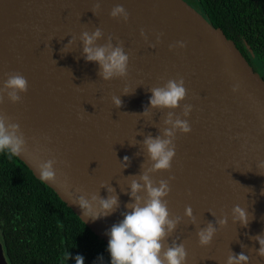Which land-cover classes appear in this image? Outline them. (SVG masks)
I'll use <instances>...</instances> for the list:
<instances>
[{"label": "water", "instance_id": "1", "mask_svg": "<svg viewBox=\"0 0 264 264\" xmlns=\"http://www.w3.org/2000/svg\"><path fill=\"white\" fill-rule=\"evenodd\" d=\"M96 2L0 0V86L7 79L4 74L13 71L22 73L29 85L21 102L6 98L0 104V111L25 134L28 156L18 157L108 244L107 232L129 211L128 177L139 175L141 163L147 161L140 142L148 134H160L168 111L179 114L184 104H191L190 115L182 118L192 130L177 132L171 170L152 174L157 181L175 176L165 199L170 213L183 219L167 243L185 245L186 264H226L230 251H243L248 264H264L255 251L259 243L249 238L264 233V175L258 174L264 169L257 167L264 161V68L259 57L244 40L252 64L240 45L189 0H100L94 14ZM117 4L130 14L127 22L110 17ZM96 27L104 32L98 44L109 34L114 45L123 42L129 55L126 78L104 81L97 75L99 65L84 59L80 34ZM142 28L147 41L140 35ZM158 33H163L159 43ZM73 37L75 42L62 48ZM177 41H185L186 47L170 50ZM179 77L187 89L181 107L140 114L150 107L149 88ZM235 84L239 88L233 92ZM125 86L130 94L123 95ZM112 95L121 96L122 107L114 106ZM53 155L67 161L55 167L58 177L67 174L71 187L39 178L35 164ZM125 156L131 160L128 167L122 166ZM101 182L107 185L101 187ZM108 186L115 189L119 207L95 221L83 217L73 199L84 195L90 200L93 194L107 198ZM92 203L99 208L98 202ZM237 204L249 213L246 228L232 222ZM186 206L192 207L195 225L184 216ZM222 214L228 215L227 226L209 246H200L198 228ZM0 264H10L1 241Z\"/></svg>", "mask_w": 264, "mask_h": 264}, {"label": "clouds", "instance_id": "2", "mask_svg": "<svg viewBox=\"0 0 264 264\" xmlns=\"http://www.w3.org/2000/svg\"><path fill=\"white\" fill-rule=\"evenodd\" d=\"M100 9V0L93 5L92 12L96 14ZM112 18H122L124 22L129 19L128 11L123 5H115L110 13ZM140 35L147 41L148 37L144 29L140 30ZM163 33L156 35V42H160ZM104 37V32L100 27L94 31H83L80 34V41L83 45L82 54L87 62H95L99 65L97 75L104 81L115 78H126L129 75V55L125 52L122 41L113 44V35L107 36V41L98 44L97 41ZM75 42V37L70 39L65 48ZM155 47V44L151 45ZM186 47L185 41H177L169 45V49ZM7 79L2 81L0 86V104L5 99L12 103L22 101L21 93H27L28 80L19 71H13L4 74ZM239 84L232 87L235 92ZM152 95L149 98L150 107H145L140 114L149 115V109H176L181 107L180 102L185 100L187 89L183 77L168 79L162 86H153L148 89ZM130 94L127 86L123 89V95ZM112 102L116 108L123 106L121 96L112 95ZM193 109V105L184 104L179 114L174 111H168L163 119V127L160 134L153 137L148 134L140 142L143 149L146 150L147 161L141 163L139 175L129 176L130 180V202L125 207L129 209L122 213L123 219L114 223L107 232L109 236L107 250L111 257V264H186L187 250L183 243L172 241L167 243V238L174 232L176 227L182 221L179 215H172L168 208V201L165 199L171 191L170 183L175 179L170 175L167 179L155 180L153 173L158 171H170L172 160L176 155L175 139L177 132H191V125L188 117ZM35 140V138H33ZM43 139L50 140L48 136ZM135 145V144H131ZM49 152L50 149H47ZM8 152L12 156H28L29 148L25 134L20 128L19 123L12 122V118L5 112L0 111V153ZM139 155V152L137 153ZM122 166L128 167L131 160L128 156L123 158ZM58 163L67 165V161H58L55 155L46 161L35 164L42 181L59 183L65 187H71L67 174L61 172L57 175L58 169L55 167ZM264 169V161L257 165ZM264 175V172L258 173ZM107 184L101 182V187ZM80 187L76 191H81ZM110 195L107 198L93 194L91 199L84 195H79L73 199V203L78 205L83 213V217L93 221L111 215L119 207V197L115 194V189L111 186L107 188ZM143 193V195H141ZM191 193L189 192V195ZM92 202H98L99 208H94ZM215 216L214 213H212ZM184 216L193 225L196 224V217L193 215L191 206H186ZM232 222L239 223L242 227H248L250 223L248 211L239 204L234 205L231 210ZM228 224V215L222 214L215 221H209L205 227L198 228L197 237L200 246H209L219 229ZM217 225L219 227H217ZM251 240L259 243V248L255 249L257 254L264 257V233L249 237ZM241 247H244L241 244ZM70 258L67 253L66 259ZM102 261L103 257H99ZM249 256L243 251L240 253L229 252L226 264H248ZM75 264H84L82 255L75 256Z\"/></svg>", "mask_w": 264, "mask_h": 264}, {"label": "trees", "instance_id": "3", "mask_svg": "<svg viewBox=\"0 0 264 264\" xmlns=\"http://www.w3.org/2000/svg\"><path fill=\"white\" fill-rule=\"evenodd\" d=\"M191 1L238 45L246 40L264 68V0ZM0 240L10 264H75L78 254L111 264L107 243L8 152L0 153Z\"/></svg>", "mask_w": 264, "mask_h": 264}, {"label": "flooded vegetation", "instance_id": "4", "mask_svg": "<svg viewBox=\"0 0 264 264\" xmlns=\"http://www.w3.org/2000/svg\"><path fill=\"white\" fill-rule=\"evenodd\" d=\"M194 6L195 4L189 0ZM198 8V7H197ZM241 49L244 51V53L247 55V57L249 58V60L252 62V64L255 65L254 59L253 57L249 54V51L246 49V47L244 45H240ZM260 68V67H259ZM262 68V67H261ZM1 241V240H0Z\"/></svg>", "mask_w": 264, "mask_h": 264}]
</instances>
